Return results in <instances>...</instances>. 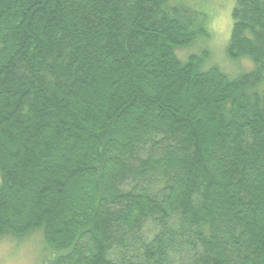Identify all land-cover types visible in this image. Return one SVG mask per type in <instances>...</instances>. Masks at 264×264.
<instances>
[{
	"label": "trees",
	"instance_id": "16d2710c",
	"mask_svg": "<svg viewBox=\"0 0 264 264\" xmlns=\"http://www.w3.org/2000/svg\"><path fill=\"white\" fill-rule=\"evenodd\" d=\"M233 2L235 76L177 58L208 36L183 0H0V238L41 231L48 264H264V0Z\"/></svg>",
	"mask_w": 264,
	"mask_h": 264
},
{
	"label": "rangeland",
	"instance_id": "374dc122",
	"mask_svg": "<svg viewBox=\"0 0 264 264\" xmlns=\"http://www.w3.org/2000/svg\"><path fill=\"white\" fill-rule=\"evenodd\" d=\"M197 16L198 26L204 28L207 37H197L190 46L176 49L175 54L182 62L190 55L206 52L207 61L203 69L217 66L226 74L235 76L248 72L250 62L231 63L224 55L231 28L233 0H183ZM146 237L153 233L151 226L144 228ZM51 252L45 246L41 231H34L21 237L3 236L0 238V264H48Z\"/></svg>",
	"mask_w": 264,
	"mask_h": 264
}]
</instances>
